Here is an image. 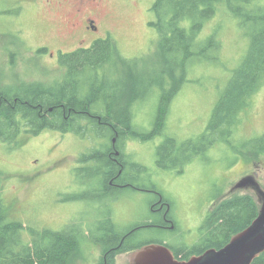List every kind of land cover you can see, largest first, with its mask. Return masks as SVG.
I'll return each instance as SVG.
<instances>
[{"label": "rangeland", "instance_id": "1", "mask_svg": "<svg viewBox=\"0 0 264 264\" xmlns=\"http://www.w3.org/2000/svg\"><path fill=\"white\" fill-rule=\"evenodd\" d=\"M155 1L0 0V89L57 86L67 73L59 62L61 53L89 48L100 39L112 38L125 58L138 59L139 64L137 68L134 63L120 72L111 64L98 70L94 78L105 82L108 96L115 91L111 96L117 99L119 107L125 104L120 92L127 90L128 100L133 88V93L138 95L135 99L139 108L135 116L137 128L145 133L152 131L161 88L155 83L148 90L135 86V71L145 73V79L169 84L172 67L158 54L159 36L151 25L155 20L152 9ZM89 18L95 20L92 28L86 27ZM218 23L216 18L209 21L205 35H210L212 26ZM245 34L238 20L226 19L220 33L223 47L219 59L197 62L188 71V81L171 103L164 134L145 141L134 137L116 139L115 144L135 158V169H131L135 173V190L108 191L110 197H98L96 191L105 185L104 178L100 177L104 166L101 161L88 162L76 176L69 175V167L79 160L82 151L92 150L91 155L105 152L112 144L113 136L96 135L92 132L94 125L89 126L87 122L82 124L91 128L81 134L51 129L39 135L24 133L16 138L21 143L17 147L0 140L1 192L9 216L24 223L26 240L30 239V228L61 231L69 225L80 226L87 232L92 229L97 238H107L109 233L101 229L109 230L111 216L118 232L146 222L151 216L162 220L151 210L152 202L161 193L172 206L176 228H142L130 244L137 247L157 240L173 251L192 249L202 243V226L208 213L222 200L250 194L261 207L252 190L239 189L230 194L232 186L247 174L256 173L264 189V157L245 149L242 154L228 143L217 144L195 157L183 172L156 164L158 147L166 137L177 136L182 142L197 139L206 131L234 70L248 51ZM41 49L46 51L39 52ZM181 73V69L176 70V79ZM126 83H129L127 87ZM138 92L143 96L139 97ZM241 116L240 143L264 137V86L253 97L250 109ZM101 143L102 148H97ZM108 198L115 199L109 202ZM82 253L84 257L77 258L75 264H99L104 254L93 244ZM132 257V252L118 248L108 256V263L131 264Z\"/></svg>", "mask_w": 264, "mask_h": 264}, {"label": "trees", "instance_id": "2", "mask_svg": "<svg viewBox=\"0 0 264 264\" xmlns=\"http://www.w3.org/2000/svg\"><path fill=\"white\" fill-rule=\"evenodd\" d=\"M152 9L155 20L151 25L159 36V57L172 66L169 68V84L163 80L157 82L152 78L145 79V73L135 71V86L141 85V88L148 90L155 83L161 88L152 131L145 133L137 128L135 116L139 108L135 99L138 95L133 93V88L132 96L128 100L127 90H123V94L120 92L124 96L122 102L125 103L121 105L122 108L118 106L120 111L115 110L117 99L111 96L115 91L108 96L106 88H95L96 85L105 86L104 81L94 78L98 70L113 64L120 72L119 70H127L134 63L137 68L139 64L138 59L125 58L116 42L112 38H106L96 41L89 48L61 53L60 64L67 73L64 81L58 84L61 85L59 88L29 86L20 90L0 89V140L17 147L21 143L16 138L23 133L28 136L38 135L47 129L85 133L90 130L89 126H84L79 121L65 120L64 113L71 110L74 118L78 114L84 116L81 114L82 110L101 103L112 111L111 117L106 124L94 125L95 131L102 133L104 137L118 133L119 139L134 137L144 141L153 140L164 134L171 103L183 83L188 81L187 73L192 66L208 59H219L223 47L221 29L226 19L231 18L238 20L239 26L246 30L245 36L249 45L243 61L234 70L206 131L197 139L188 138L182 142L178 141L177 136L166 137L158 147L156 164L163 169L183 172L185 166L195 157L217 144L225 143L232 145L236 152L245 149L256 156L264 157V137L242 143L238 138L243 118L241 114L250 109L253 97L264 86V0H156ZM214 18L219 21V25L212 26L210 35L206 36V25ZM45 51L41 49L39 52ZM177 69L182 71L178 79ZM128 84L126 83V87ZM79 85L89 88L77 90L75 86ZM138 93L139 97L143 96ZM101 96L102 101L99 99ZM96 108L100 110V107ZM1 190L0 183V264H75L77 258L84 257L82 250L91 247L90 239L78 232L80 226L77 225H69L61 231L30 228V239L27 241L24 236V223L9 216ZM220 197L219 194L217 198ZM259 209L256 198L250 194L233 195L222 200L207 216L202 226V243L192 249H174L176 257L188 260L210 248L224 247L235 234L254 221ZM92 237L99 239L96 235ZM149 242L164 244L157 240ZM126 250L130 251L131 248L123 247V251ZM253 264H264V252Z\"/></svg>", "mask_w": 264, "mask_h": 264}, {"label": "flooded vegetation", "instance_id": "3", "mask_svg": "<svg viewBox=\"0 0 264 264\" xmlns=\"http://www.w3.org/2000/svg\"><path fill=\"white\" fill-rule=\"evenodd\" d=\"M94 21L95 20L93 18L87 19L86 27H88V28L94 27ZM50 55H51V57L54 56L53 53L52 54L50 53ZM59 62H60V59H59ZM63 81L64 80H62V82ZM62 82H60V84ZM43 87L47 88V89H50V88L54 89V88L61 87V85H57V86L52 85L51 87H45V86H43ZM72 87H74V86H72ZM75 88L77 90H83L84 88L88 89L89 87L79 85V86H75ZM95 88L96 89H102V88L105 89L106 86L96 85ZM102 97L103 96H101V98H99L100 101H102ZM102 105H103L102 103L100 105L96 104L94 107L88 108V110H84V111L82 110L81 114L83 113L84 116H80V114H78L76 118L71 116L72 113L70 110L68 113H66V112L64 113L63 118L65 120L70 121V122L79 121L80 123H83V121H84V122L89 123V126L96 125V124H106L111 117L110 112H112V111H110L108 108H105ZM116 106L117 107H115V110L120 111V108L118 110L119 103L116 102ZM96 107H100V110L97 109ZM50 110L52 111V108ZM48 130H50V129L43 130L39 134L46 132ZM55 130H58V129H55ZM93 130L94 131H92V132L96 133V135L103 136L102 133H98L97 131H95V129H93ZM60 131L61 130H59V132ZM118 136H119L118 133L113 134L112 144H111L110 148L106 149L105 152H96V153L91 155L90 152L92 150L82 151L78 156L79 160L76 163L74 162L72 165L73 167L70 166L69 170L67 171L68 173H70L69 175L76 176L79 172L82 171L83 168H86L85 166L87 165L88 162H89L88 164H90V163L94 164V163L100 162V161L103 162L104 166H103V169L101 171L100 177L104 178L105 185L100 188V191H96L100 195L98 197H104V196L110 197V196H108L109 195L107 193L108 191L112 192V191L125 189V188H132L134 190L136 189L135 173L132 174L134 171L131 170L132 167L135 169V165H134L135 158L130 157V155L125 152V150L124 151L121 150L115 144L116 139H118ZM100 140H102V139H100ZM102 145H104V144L101 143L100 146L97 148L101 149ZM86 154H88V155H86ZM247 175H251V174H247ZM254 175L257 177L256 173H254ZM243 177L244 176H242L241 178H243ZM236 183L230 189V194L234 193L236 191V190H233ZM244 190H248V189H244ZM113 196L115 197V195H113ZM113 196H111V197H113ZM114 199L115 198H112V199L108 198V199H106V201L108 200L110 202L111 200H114ZM151 210L154 212H157L159 214V216L162 218V220H159V221L154 220L151 216V218H147L146 222H143V223H140L137 225H133L131 228H128L125 232H118L115 230L116 228H115V225L113 222V217L111 216L108 218V220L110 221L109 230L108 229H101V230H106L109 233L106 235L107 238L102 237L99 239H92L93 238L92 235L93 236L96 235V231H94L92 229H89L90 231L87 232L85 230V228L83 229L80 227L78 232H80V234H84V235L88 236L90 239L89 240L90 244L96 245L97 247L101 248V250L104 253L103 259L101 261L102 263L100 262L101 264H109L108 263V256H110V254L114 253L118 248H123V247L131 248L130 252H132V256H133L131 264H137L135 262V251H137L139 248L143 247L144 245L151 244L148 241L149 243L146 242L142 246H140L139 248L135 249V247H133V245L130 244V240L135 237V234L138 231H140L142 228H147V227H151V226L157 227L160 229H175L176 228V223H175V220H174L172 212H171L172 206H171L170 202H168L161 193H159L157 198L152 202ZM210 213H208V215ZM173 252L175 253V251H173ZM175 257H176V254H175ZM177 259H179V258H177ZM179 260H181V259H179Z\"/></svg>", "mask_w": 264, "mask_h": 264}, {"label": "water", "instance_id": "4", "mask_svg": "<svg viewBox=\"0 0 264 264\" xmlns=\"http://www.w3.org/2000/svg\"><path fill=\"white\" fill-rule=\"evenodd\" d=\"M248 189L255 192L261 204L257 217L244 230L235 234L222 248H210L188 260H179L165 244L151 243L135 251L137 264H253L264 252V189L255 175L241 178L233 190Z\"/></svg>", "mask_w": 264, "mask_h": 264}]
</instances>
